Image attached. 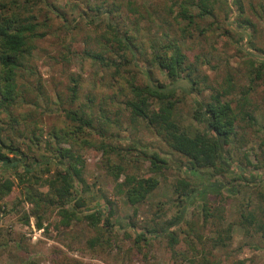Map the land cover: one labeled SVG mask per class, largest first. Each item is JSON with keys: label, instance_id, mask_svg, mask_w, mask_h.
Listing matches in <instances>:
<instances>
[{"label": "rangeland", "instance_id": "obj_1", "mask_svg": "<svg viewBox=\"0 0 264 264\" xmlns=\"http://www.w3.org/2000/svg\"><path fill=\"white\" fill-rule=\"evenodd\" d=\"M7 1L20 4L23 17L46 25L42 30L46 37L37 41V48L26 61V72L20 76V84L27 89V94L26 99L20 100L22 108L13 112L23 124L18 129L23 135L17 136L18 131L15 136L3 134V139L12 136L21 145L28 162L32 159L51 162V171L42 173L38 168V175L44 179L56 177L57 161L51 150L54 142L49 134L66 123V113L70 110L84 112L97 120L101 111L111 120L113 125L108 128L104 141L128 149L130 175L141 178L149 175L150 163L143 152L159 153L172 168L156 175L157 190L144 203L132 207L107 174L102 152L84 148L79 153L85 161L86 184H77L84 206L67 207L77 215L68 226L61 225V209L44 206L41 209L44 229L38 230L34 207L26 199L34 192L47 193L48 188L21 184L12 170L0 166V184L5 179L15 183L12 193L0 201V264H190L188 258L198 264L202 261L264 264L262 231L253 224L245 222V227L240 224L246 206L254 211L264 207V184L241 185L243 177L261 182L264 179V168L255 169L250 165L256 163L264 138V78L251 83L253 64L264 58V0H211L214 14L203 19L197 17L199 9L191 7L189 11L196 16L192 26L183 19L179 8L186 0ZM174 2L175 13L171 15L169 9ZM130 3L135 12L130 9ZM12 4L9 7L15 10ZM109 26L117 28L121 35L127 33L134 38L138 49L135 59L110 42ZM183 30L187 37L182 39ZM169 36L181 40L199 81L194 95L178 91L180 102L175 121L182 128L191 135L203 131L204 126L194 120L197 105L209 102L216 94L226 96L227 100L247 96L248 108L256 118V126L240 132L233 145V166L222 178L230 186L220 197L197 199L182 222L168 230L179 240L175 254L169 238L161 232L167 222L180 214L174 186L179 180H185L190 183L191 191L196 190L203 185L200 178L211 176L212 171L202 170L197 175L199 178L193 175L187 169L186 160L171 151L147 123L135 119L125 106L126 97L131 99L130 87L145 83L147 73L150 72L153 80L169 84L152 56L153 46L165 43ZM86 52L102 54L110 62L107 65L84 59ZM120 84H128V90L120 92ZM76 85L78 94L74 97L72 89ZM179 85L186 87L185 82ZM252 87L253 91H248ZM30 115H34L44 133L40 144L31 141L30 135L22 131L23 118L27 117L26 124L30 125ZM10 116L9 113L0 115V127L6 128L3 123ZM93 134L90 136L94 141L103 139L97 132ZM112 158L116 160L117 156ZM123 180L122 177L120 182ZM235 181L236 187H232ZM97 211L106 213L112 227L94 228L89 224L87 216ZM132 222L135 228H127ZM230 226L232 231L227 233ZM154 228L159 231L158 237L146 234L145 241L138 242L140 234ZM220 238L223 243L219 242Z\"/></svg>", "mask_w": 264, "mask_h": 264}, {"label": "trees", "instance_id": "obj_2", "mask_svg": "<svg viewBox=\"0 0 264 264\" xmlns=\"http://www.w3.org/2000/svg\"><path fill=\"white\" fill-rule=\"evenodd\" d=\"M12 3L0 0V115L9 113L10 116L11 114L10 118L3 123L6 128L0 127V166L12 170L21 184L48 188L47 193L34 192L26 199L34 207L33 215L36 218V228L44 229V217L41 213L44 206L61 209V225L63 226H68L77 218L76 213L67 207L72 205L73 208H81L85 204L77 189L78 183L83 186L86 184L84 180L85 161L79 153L84 148H94L102 152L107 174L114 179L117 183V191L125 195L126 201L132 207L144 203L159 186L156 175L171 169L172 165L157 152L152 155L143 152L145 160L150 163L149 175L146 178L130 175L128 172V149L124 150L104 141L108 128L113 123L101 111L98 120L84 112L67 111L66 123L59 128H54L49 134L51 141L54 142L51 144V150L55 155L56 168L58 169L54 179H44L37 172L39 168V172L49 173L51 162H40L38 159L28 162L21 145L17 144L12 136L3 139L5 132L15 136L16 132L20 131L18 129L23 126L19 116L13 112L15 109L22 108L20 100L26 99L27 94V89H24V86L20 84V76L26 72V61L37 48V41L46 37V33L42 32L46 25L38 24L29 17H23L22 6L17 5L16 2ZM10 4L12 6L15 4V10L9 7ZM129 5H131L130 9L135 12L132 3ZM175 7L174 2L169 9V14L174 15ZM191 7L199 9L197 17L201 19L214 14L211 0H198V2L186 0L180 4L179 8L183 19L189 22V26H192L196 19V16L189 11ZM108 28L111 33L110 42L115 44L119 50L127 54L130 53L135 59L138 49L134 38L127 33L121 35L118 29L112 26ZM181 37L182 39L187 37V32L183 30ZM152 56L156 67L166 74L169 84L153 80L150 72L147 73L148 79L145 83L134 84L130 87L131 99L128 100L127 96L125 101L127 110H130L135 119H141L147 123L171 151L182 156L187 162L188 171L193 175H199L202 170L212 171L211 176L205 179L200 178L203 185L196 190L191 191L190 183L185 180H179L174 186V191L179 199L180 214L164 225L167 229L164 227L161 230L169 238V245L174 253L179 240L174 232L168 230L182 222L186 211L195 205L197 199L206 196L220 197L224 190L230 186L222 178L228 175L232 169L233 145L237 143L240 132L245 131L247 127L256 126V118L248 108L247 96H242L239 100H227L226 96L216 94L209 102H199L197 105L194 120L203 125L204 130L197 131L194 135L189 134L175 121V112L180 102L178 91H182L186 95H194L198 90L199 81L194 74L195 67L189 64L188 56L178 37L171 38L169 36L165 43L153 46ZM88 58L94 63L108 65L107 62H110L98 53L86 52L84 59ZM111 63L116 65L112 61ZM253 68L251 83L256 84L257 81L264 78V58L254 63ZM184 82L185 88L179 85ZM118 87L121 88L120 92H124L123 89L128 90V84H120ZM248 91H253V87ZM72 93L74 97H77V85L72 89ZM34 115H30L32 119L30 125L26 124L27 117L23 118L24 129L22 131L30 135L31 141L40 144L43 142L44 133L41 128H38V122L34 119ZM97 121H99L98 124ZM31 126L35 127L30 129ZM37 132H40V135ZM96 132L103 138L102 140L94 141L91 138L90 135H94L93 133L96 134ZM16 135L22 136L23 133L19 132V135ZM259 151L260 155L256 156V163H250L255 169L264 168V138L260 143ZM111 155H116L117 159L115 160ZM25 157L26 159H24ZM20 169H22V173L19 172ZM122 177L124 180L120 182ZM263 184L264 179L261 182L248 177H243L241 182V185ZM231 186L236 187V181ZM14 187L15 183L12 180L5 179L0 184V201L9 196ZM108 205L111 206L112 203L108 201ZM246 208L247 206L241 214V226L245 227V222L256 225L262 231L264 239V207H259L255 211ZM105 215V212L97 211L88 215L86 219L94 228L98 226L110 228L112 227L110 218ZM134 215L137 216L136 210ZM205 216L207 219V211ZM127 228L134 229L135 225L132 222L127 225ZM231 231L232 227L230 226L227 233H231ZM146 234H156L158 237L159 231L156 228L145 230L139 235L138 242L145 241ZM219 242L223 243V239L220 238ZM93 243L91 242V246ZM188 260L190 264H198L195 260L190 258ZM200 264L208 263L202 261Z\"/></svg>", "mask_w": 264, "mask_h": 264}]
</instances>
